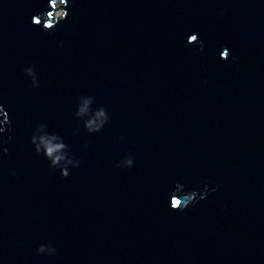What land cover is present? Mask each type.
<instances>
[{
	"label": "water",
	"instance_id": "water-1",
	"mask_svg": "<svg viewBox=\"0 0 264 264\" xmlns=\"http://www.w3.org/2000/svg\"><path fill=\"white\" fill-rule=\"evenodd\" d=\"M0 264H264V0H0Z\"/></svg>",
	"mask_w": 264,
	"mask_h": 264
},
{
	"label": "snow or ice",
	"instance_id": "snow-or-ice-1",
	"mask_svg": "<svg viewBox=\"0 0 264 264\" xmlns=\"http://www.w3.org/2000/svg\"><path fill=\"white\" fill-rule=\"evenodd\" d=\"M176 203L179 204V201H177Z\"/></svg>",
	"mask_w": 264,
	"mask_h": 264
},
{
	"label": "clouds",
	"instance_id": "clouds-1",
	"mask_svg": "<svg viewBox=\"0 0 264 264\" xmlns=\"http://www.w3.org/2000/svg\"><path fill=\"white\" fill-rule=\"evenodd\" d=\"M65 18H66V17H65ZM65 18H64V19H65ZM177 210H179V209H177Z\"/></svg>",
	"mask_w": 264,
	"mask_h": 264
}]
</instances>
